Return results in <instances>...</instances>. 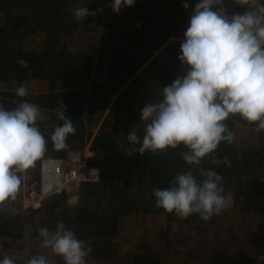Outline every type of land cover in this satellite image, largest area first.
<instances>
[{"label":"trees","instance_id":"1","mask_svg":"<svg viewBox=\"0 0 264 264\" xmlns=\"http://www.w3.org/2000/svg\"><path fill=\"white\" fill-rule=\"evenodd\" d=\"M197 2L135 0L115 13L110 0H0V104L11 109L25 99L51 116L38 122L44 156H65L92 138L89 163L103 170V180L81 185L76 204L61 192L37 209H22L23 187L40 189L41 159L25 170L15 199L0 203V258L26 264L40 254L49 264H64L41 247L37 233L63 221L91 246L86 264H264V132L256 133L254 124L229 116L233 141L221 142L199 165L214 169L234 200L207 221L198 214L180 219L154 204L153 188L170 187L177 173L192 167L180 156L182 146L125 155L127 133L143 135L140 109L159 101L162 87L185 72L177 57ZM254 2L224 0L222 7L230 16ZM83 6L95 15L75 19L72 11ZM21 84L29 91L23 98L15 94ZM61 104L76 131L56 150L48 137L62 123L54 112ZM117 145L125 150L118 165ZM224 157L230 166L210 163Z\"/></svg>","mask_w":264,"mask_h":264},{"label":"clouds","instance_id":"2","mask_svg":"<svg viewBox=\"0 0 264 264\" xmlns=\"http://www.w3.org/2000/svg\"><path fill=\"white\" fill-rule=\"evenodd\" d=\"M234 2L246 5L247 0ZM134 3L110 0L108 7L119 13ZM223 4L224 0H198L192 7L177 57L185 67L184 74L162 87L159 101L140 109L143 135L131 130L126 137L128 155L183 147L180 156L192 167L177 173L170 187L152 189L155 206L180 219L198 214L207 221L233 205V195L224 192L222 177L214 169L199 167L221 142L233 141L234 133L225 124L227 118L239 116L254 124L256 133L264 132V0H255L243 13L230 16ZM182 6L189 7L186 2ZM72 15L80 20L95 12L83 6L75 8ZM17 63L27 67L26 60L18 59ZM15 94L23 98L29 91L21 84ZM54 112L62 123L53 126L48 140L54 149L62 150L76 129L65 116L63 104ZM49 119L51 116L43 114L37 104L25 99L11 109L0 104V203L15 199L21 174L45 155L47 142L38 122ZM221 162L230 166L227 157L210 159L213 164ZM37 233L41 247L60 256L64 264H86L91 246L63 221L51 230L38 227ZM0 264L16 262L5 255ZM26 264L49 262L44 255L35 254Z\"/></svg>","mask_w":264,"mask_h":264},{"label":"built area","instance_id":"3","mask_svg":"<svg viewBox=\"0 0 264 264\" xmlns=\"http://www.w3.org/2000/svg\"><path fill=\"white\" fill-rule=\"evenodd\" d=\"M115 149L114 153L117 157L119 154H124L125 150L122 149V146L117 145ZM125 155H127L126 151ZM94 157L92 138L81 150H68L62 157H42L40 162V189L38 192H27L26 188L23 187L22 209H37L49 196L61 192L67 193V201L70 205L78 203L80 187L84 182L103 180L102 168L89 163L90 159ZM25 177L26 171L21 174L22 182H25Z\"/></svg>","mask_w":264,"mask_h":264},{"label":"rangeland","instance_id":"4","mask_svg":"<svg viewBox=\"0 0 264 264\" xmlns=\"http://www.w3.org/2000/svg\"><path fill=\"white\" fill-rule=\"evenodd\" d=\"M115 150H116V149H115ZM114 155H115V154H114ZM115 161H116L117 165L120 164V161L118 160V157H117L116 155H115ZM46 250H47V249H46ZM49 253H50V256L52 255V257L55 258L54 254L51 253V251H50Z\"/></svg>","mask_w":264,"mask_h":264},{"label":"bare ground","instance_id":"5","mask_svg":"<svg viewBox=\"0 0 264 264\" xmlns=\"http://www.w3.org/2000/svg\"><path fill=\"white\" fill-rule=\"evenodd\" d=\"M99 171H100V170H99ZM99 171H98V172H99Z\"/></svg>","mask_w":264,"mask_h":264}]
</instances>
